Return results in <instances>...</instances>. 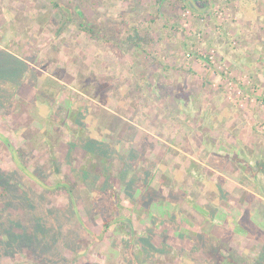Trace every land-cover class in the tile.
<instances>
[{
  "label": "rangeland",
  "instance_id": "obj_1",
  "mask_svg": "<svg viewBox=\"0 0 264 264\" xmlns=\"http://www.w3.org/2000/svg\"><path fill=\"white\" fill-rule=\"evenodd\" d=\"M228 255L264 264V0H0V264Z\"/></svg>",
  "mask_w": 264,
  "mask_h": 264
},
{
  "label": "trees",
  "instance_id": "obj_2",
  "mask_svg": "<svg viewBox=\"0 0 264 264\" xmlns=\"http://www.w3.org/2000/svg\"><path fill=\"white\" fill-rule=\"evenodd\" d=\"M81 30L86 32V33H89L92 37H95V31H94V28L92 26H89V25H84L82 24L81 26ZM138 31L136 30L135 32V36L133 37V40L135 41H138L137 44L139 43V40H138Z\"/></svg>",
  "mask_w": 264,
  "mask_h": 264
},
{
  "label": "flooded vegetation",
  "instance_id": "obj_3",
  "mask_svg": "<svg viewBox=\"0 0 264 264\" xmlns=\"http://www.w3.org/2000/svg\"><path fill=\"white\" fill-rule=\"evenodd\" d=\"M222 264H238L237 262H235L234 258L232 256H225L223 258V260H221Z\"/></svg>",
  "mask_w": 264,
  "mask_h": 264
}]
</instances>
